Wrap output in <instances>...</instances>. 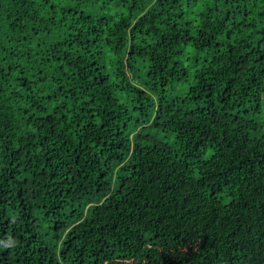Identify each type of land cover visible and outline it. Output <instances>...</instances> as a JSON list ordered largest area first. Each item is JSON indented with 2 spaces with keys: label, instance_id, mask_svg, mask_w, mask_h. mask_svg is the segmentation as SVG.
Instances as JSON below:
<instances>
[{
  "label": "trees",
  "instance_id": "trees-1",
  "mask_svg": "<svg viewBox=\"0 0 264 264\" xmlns=\"http://www.w3.org/2000/svg\"><path fill=\"white\" fill-rule=\"evenodd\" d=\"M0 264H264V0H0Z\"/></svg>",
  "mask_w": 264,
  "mask_h": 264
},
{
  "label": "rangeland",
  "instance_id": "rangeland-1",
  "mask_svg": "<svg viewBox=\"0 0 264 264\" xmlns=\"http://www.w3.org/2000/svg\"><path fill=\"white\" fill-rule=\"evenodd\" d=\"M173 95L175 96V97H177L178 96V91L176 90L174 93H173ZM210 152H208L207 153V155H206V157L208 158L209 156H210Z\"/></svg>",
  "mask_w": 264,
  "mask_h": 264
}]
</instances>
